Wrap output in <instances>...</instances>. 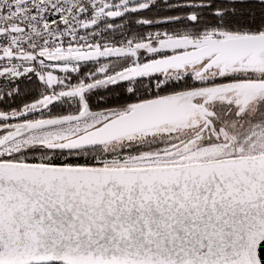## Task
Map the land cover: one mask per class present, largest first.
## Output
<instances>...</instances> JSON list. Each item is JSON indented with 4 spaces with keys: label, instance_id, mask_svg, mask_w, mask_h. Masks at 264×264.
Here are the masks:
<instances>
[{
    "label": "snow or ice",
    "instance_id": "snow-or-ice-1",
    "mask_svg": "<svg viewBox=\"0 0 264 264\" xmlns=\"http://www.w3.org/2000/svg\"><path fill=\"white\" fill-rule=\"evenodd\" d=\"M264 0H0V264H264Z\"/></svg>",
    "mask_w": 264,
    "mask_h": 264
},
{
    "label": "water",
    "instance_id": "water-1",
    "mask_svg": "<svg viewBox=\"0 0 264 264\" xmlns=\"http://www.w3.org/2000/svg\"><path fill=\"white\" fill-rule=\"evenodd\" d=\"M261 256L264 257V246H262V249H261Z\"/></svg>",
    "mask_w": 264,
    "mask_h": 264
}]
</instances>
